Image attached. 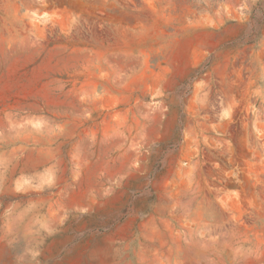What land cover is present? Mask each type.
<instances>
[{"label":"rangeland","instance_id":"rangeland-1","mask_svg":"<svg viewBox=\"0 0 264 264\" xmlns=\"http://www.w3.org/2000/svg\"><path fill=\"white\" fill-rule=\"evenodd\" d=\"M0 264H264V0H0Z\"/></svg>","mask_w":264,"mask_h":264},{"label":"bare ground","instance_id":"bare-ground-1","mask_svg":"<svg viewBox=\"0 0 264 264\" xmlns=\"http://www.w3.org/2000/svg\"><path fill=\"white\" fill-rule=\"evenodd\" d=\"M3 142H4V141H3ZM3 142H2V143H3ZM9 144H10V143H9V142H7V143L5 144V146H8ZM35 167H36V166H35Z\"/></svg>","mask_w":264,"mask_h":264}]
</instances>
